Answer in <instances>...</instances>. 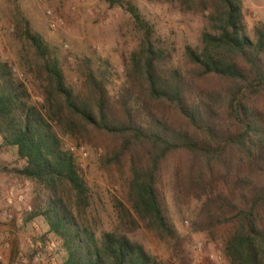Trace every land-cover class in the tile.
Returning <instances> with one entry per match:
<instances>
[{
    "label": "trees",
    "instance_id": "trees-1",
    "mask_svg": "<svg viewBox=\"0 0 264 264\" xmlns=\"http://www.w3.org/2000/svg\"><path fill=\"white\" fill-rule=\"evenodd\" d=\"M175 1L204 20L199 43L184 47L177 66L134 4L106 0L139 34L113 87L108 63L87 57L75 59L76 83L68 84L57 49L17 9L13 15L42 102H32L0 56V148L13 158L0 173L35 187L27 219L45 225L59 264H163L133 234L179 241L168 193L177 209L199 203L192 229L230 264H264V23L256 21L250 36L241 0ZM58 132L77 144L105 136L100 167L127 166V207L115 201L119 226L96 232L86 222L89 189Z\"/></svg>",
    "mask_w": 264,
    "mask_h": 264
},
{
    "label": "rangeland",
    "instance_id": "rangeland-1",
    "mask_svg": "<svg viewBox=\"0 0 264 264\" xmlns=\"http://www.w3.org/2000/svg\"><path fill=\"white\" fill-rule=\"evenodd\" d=\"M134 4L142 16L153 26L155 35L161 39L171 56L173 66L183 64V49L197 45L204 27L201 14L182 11L175 0H127ZM247 33L253 35L256 21L264 23V0H241ZM16 9L28 21L30 28L38 32L46 42L55 47L68 84L76 83L74 62L76 58L87 57L93 63L106 61L110 66L112 87L118 86L130 53L137 47L139 34L134 29L129 14L117 6L110 7L106 0H0V56L9 62L16 75L25 83L34 104L42 102L36 84L26 71L21 60L22 44L12 21ZM62 21L52 27L46 14ZM63 147L77 143L59 133ZM108 139L93 134L90 141L82 142L88 155L79 164L90 194V207L86 222L96 232L109 231L120 225L115 201L126 204L124 180L128 177L127 166L123 172L103 169L99 160L108 144ZM78 145V144H77ZM13 158L8 149L0 148V169L11 167ZM10 185L23 192L33 205L35 187L12 175L0 173V200ZM167 205L178 230L177 242H163L143 229L133 234L139 242L163 264H212L209 256L220 259L219 264H230L221 254L216 243L204 233L194 232L191 226L199 203L192 201L177 209L167 194ZM38 225L45 229L39 219Z\"/></svg>",
    "mask_w": 264,
    "mask_h": 264
},
{
    "label": "built area",
    "instance_id": "built-area-1",
    "mask_svg": "<svg viewBox=\"0 0 264 264\" xmlns=\"http://www.w3.org/2000/svg\"><path fill=\"white\" fill-rule=\"evenodd\" d=\"M46 14L52 27L62 24L50 11ZM65 148L79 164L88 155L82 144H67ZM31 211L25 194L14 185L8 186L0 200V264H59L56 241L44 234L35 219H27ZM208 260L212 264L220 262L214 256Z\"/></svg>",
    "mask_w": 264,
    "mask_h": 264
}]
</instances>
